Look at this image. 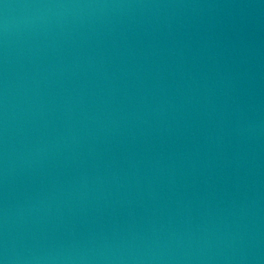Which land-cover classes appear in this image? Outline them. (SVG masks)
Returning <instances> with one entry per match:
<instances>
[{"label":"water","instance_id":"95a60500","mask_svg":"<svg viewBox=\"0 0 264 264\" xmlns=\"http://www.w3.org/2000/svg\"><path fill=\"white\" fill-rule=\"evenodd\" d=\"M0 264H264V0H0Z\"/></svg>","mask_w":264,"mask_h":264}]
</instances>
